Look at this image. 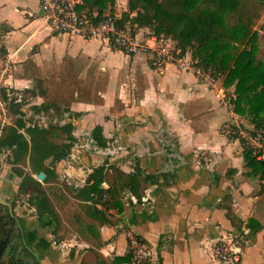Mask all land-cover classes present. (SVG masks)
<instances>
[{"label":"crops","instance_id":"crops-1","mask_svg":"<svg viewBox=\"0 0 264 264\" xmlns=\"http://www.w3.org/2000/svg\"><path fill=\"white\" fill-rule=\"evenodd\" d=\"M223 80L211 87L174 65L159 71L105 40L52 32L38 0H0V88L38 125L70 124L74 139L57 180L43 184L60 189L59 202L50 198L55 232L29 191L18 192L20 178L0 173V203L24 225L37 259L129 264L130 230L151 249L148 264H216L222 237L240 246L239 264H264V168L248 166L242 143L224 132L226 123H252L224 108L234 86ZM102 165L100 188L117 194L107 208L80 194Z\"/></svg>","mask_w":264,"mask_h":264},{"label":"trees","instance_id":"trees-1","mask_svg":"<svg viewBox=\"0 0 264 264\" xmlns=\"http://www.w3.org/2000/svg\"><path fill=\"white\" fill-rule=\"evenodd\" d=\"M115 1L84 0L80 10L89 16L95 12L97 18L112 16ZM127 8L120 14V25L128 23L136 31L146 28L158 37H170L182 53L190 49L201 66L224 76L226 88L234 86L229 96L233 94L235 113L249 116L256 126L264 123V63L255 56L253 46L259 31L264 34V15L258 24L264 0H127ZM0 97L8 101L7 108L15 117L0 129V151H8L7 162L20 178L18 192L29 191L28 202L37 218H49L55 232L59 220L50 198L59 202L60 189L52 184L44 188L43 184L57 180L55 165L69 155L73 145L72 126L28 124L23 102L9 96L5 88H0ZM41 108L43 104L35 110ZM244 150L248 166L264 168V162L256 161L246 147ZM104 169L103 165L93 169L80 194L107 208L116 205L117 194L111 187L100 188ZM40 172L44 173L42 181L33 176ZM135 175L130 174L131 182ZM24 230L10 208L0 203V264H42L30 249Z\"/></svg>","mask_w":264,"mask_h":264},{"label":"built area","instance_id":"built-area-1","mask_svg":"<svg viewBox=\"0 0 264 264\" xmlns=\"http://www.w3.org/2000/svg\"><path fill=\"white\" fill-rule=\"evenodd\" d=\"M41 15L52 32L65 34L69 37L84 39L99 38L105 40L112 49L128 55L143 54L148 57L152 66L161 71L167 65H174L182 71H190L208 86H215L220 76L210 68H204L199 60L192 56L191 51L181 52L176 41L170 37L136 31L128 23L120 25V14L104 15L97 18L80 10L84 0H38ZM233 94H223V106L235 113ZM224 132L238 139L246 147L256 161L264 162V124L256 126L242 123H226ZM104 198H107L104 195ZM129 253V264H148L152 259V251L132 231L126 232ZM212 260L216 264H239L241 248L231 237H222L212 246Z\"/></svg>","mask_w":264,"mask_h":264},{"label":"rangeland","instance_id":"rangeland-1","mask_svg":"<svg viewBox=\"0 0 264 264\" xmlns=\"http://www.w3.org/2000/svg\"><path fill=\"white\" fill-rule=\"evenodd\" d=\"M26 4L36 6L37 0H26ZM127 9H128L127 8V0H116L115 1V12H116V14H121L123 11H125ZM14 14H12V15L14 16ZM15 15H17V14H15ZM263 15H264V10L262 11L261 18L258 21V24L262 21ZM253 46H254L255 56L257 58H259L264 63V34L261 33L260 31H259V36L256 39V41H254ZM189 51H190V49H189ZM230 94H231V92H228V96ZM0 104H1L0 105V129H1L2 126L6 125V124L13 123L15 117L12 115V113L7 108L8 101H1ZM23 112H24V119L26 120V122L28 124H33V123L42 124L41 121L35 120L33 118V116H30L31 114L25 108H24ZM241 116H243L246 121L251 122L249 119V116H247V115H241ZM251 123H253V122H251ZM63 138H64V135L61 133L60 139H63ZM60 139H59V141H61ZM3 153H4L3 151L0 152V173H3L4 171H5L4 173H7L8 170L10 171L11 166L7 162V157L5 155L6 153H4V154ZM11 171L15 175V173L12 169H11ZM13 174H11V175H13ZM20 199H22V198H20ZM10 210L13 212V209H10Z\"/></svg>","mask_w":264,"mask_h":264},{"label":"water","instance_id":"water-1","mask_svg":"<svg viewBox=\"0 0 264 264\" xmlns=\"http://www.w3.org/2000/svg\"><path fill=\"white\" fill-rule=\"evenodd\" d=\"M72 150V149H71ZM70 150V152H71ZM34 176L39 180V181H42V179L44 178V173L43 172H40L38 174H34ZM102 187V186H101Z\"/></svg>","mask_w":264,"mask_h":264},{"label":"flooded vegetation","instance_id":"flooded-vegetation-1","mask_svg":"<svg viewBox=\"0 0 264 264\" xmlns=\"http://www.w3.org/2000/svg\"><path fill=\"white\" fill-rule=\"evenodd\" d=\"M2 151H3L4 153H6L5 155H7V153H8L7 150H6V151L2 150ZM2 151H0V152H2ZM4 153H3V154H4ZM57 163H58V162H57ZM57 163H56V164H57ZM10 171H11V169H10Z\"/></svg>","mask_w":264,"mask_h":264}]
</instances>
